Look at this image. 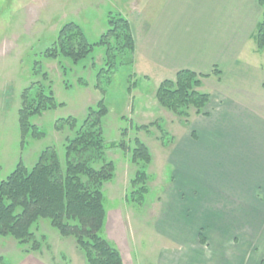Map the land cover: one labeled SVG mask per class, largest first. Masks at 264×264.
I'll use <instances>...</instances> for the list:
<instances>
[{
  "label": "rangeland",
  "instance_id": "rangeland-1",
  "mask_svg": "<svg viewBox=\"0 0 264 264\" xmlns=\"http://www.w3.org/2000/svg\"><path fill=\"white\" fill-rule=\"evenodd\" d=\"M125 1L0 0V181L20 161L32 166L48 146L56 148L64 159L65 138L74 132L57 131L56 120L74 116L82 121L88 108L103 99L108 107L102 119L107 157L116 164L115 176L104 186L108 212L106 235L120 249L124 264H178L180 255L190 245L164 236L159 221L166 201L165 188L171 189L178 179H190L189 170L181 169L179 162L180 157H188L189 162V154L185 156V152L189 151L188 141L192 139L193 122L198 115L189 108L187 116H180L159 102V85L176 75L147 77L137 64L132 66L121 61L109 70L104 64L105 51L98 46L88 59L78 64L62 59L65 74L59 60L42 58L60 28L70 21L79 23L88 39L97 42L107 28L108 12L123 8ZM241 59L264 72V51H257L254 41ZM36 60L48 72V82L61 104L32 117L31 121L45 132L43 136L23 137L18 112L23 90L41 79L34 76ZM261 76L264 78V74ZM212 87L207 81L202 85L207 92ZM262 114L264 119V99ZM137 137L151 153L150 192L143 205L127 200L136 172L131 156ZM114 142L125 143L126 148L114 147ZM36 228L38 238L45 235L46 239H40L41 248L33 252H26L13 236L1 235L0 264H87L84 252L72 235L61 234L48 219H42Z\"/></svg>",
  "mask_w": 264,
  "mask_h": 264
},
{
  "label": "crops",
  "instance_id": "crops-1",
  "mask_svg": "<svg viewBox=\"0 0 264 264\" xmlns=\"http://www.w3.org/2000/svg\"><path fill=\"white\" fill-rule=\"evenodd\" d=\"M122 6L136 42L134 64L145 76L173 77L184 69L208 74L214 66L222 71L221 80H203L213 85L207 114L193 122L185 152L189 162L180 157L190 179H178L163 192L160 232L190 245L176 263L262 264L264 72L241 59L254 41L261 5L258 0H126Z\"/></svg>",
  "mask_w": 264,
  "mask_h": 264
},
{
  "label": "trees",
  "instance_id": "trees-1",
  "mask_svg": "<svg viewBox=\"0 0 264 264\" xmlns=\"http://www.w3.org/2000/svg\"><path fill=\"white\" fill-rule=\"evenodd\" d=\"M258 2L262 17L252 38L256 50L262 52L264 0ZM106 27L99 40L92 43L79 23L67 22L60 28L52 45L42 53V58L59 60L65 74L64 59L78 64L88 59L98 46L105 51L104 64L109 70L119 61L133 66L136 42L127 16L119 10H110ZM34 76H41V79L23 90L18 112L23 137L27 134L43 136L45 132L31 121L32 117L61 104L48 82L49 74L39 60L35 61ZM212 76L221 80L222 71L218 66L208 74L180 70L174 79L161 82L157 98L164 107L180 116H187L189 108H193L198 116L205 115L211 95L202 89V85L205 78ZM107 112L108 107L101 99L88 108L82 121L74 116L57 119L54 125L57 131L67 129L74 132L65 138L64 159L56 148L48 146L32 166L20 161L7 178L0 181V236L11 235L26 248V252L37 251L46 237L38 238L36 227L42 219H48L61 234L76 239L87 264H124L120 249L107 237L105 230L108 212L104 186L116 174L115 162L107 157L108 145L102 127ZM112 146L126 148L125 143L114 142ZM131 162L136 166V172L127 200L143 205L150 192L148 183L152 177L148 168L151 153L138 137ZM202 241L205 242L203 235Z\"/></svg>",
  "mask_w": 264,
  "mask_h": 264
}]
</instances>
